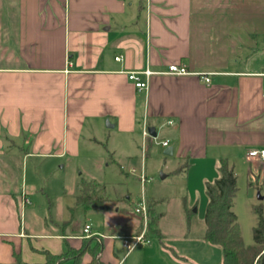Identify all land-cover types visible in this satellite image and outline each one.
<instances>
[{"label": "crops", "instance_id": "0c3cea01", "mask_svg": "<svg viewBox=\"0 0 264 264\" xmlns=\"http://www.w3.org/2000/svg\"><path fill=\"white\" fill-rule=\"evenodd\" d=\"M0 61V263L42 264L45 250L62 253L83 237L85 222L68 233L21 230L27 195L6 184L16 169L20 183L24 158L104 147L112 160L143 164L152 145L142 151L143 121L169 134L160 138L171 154L205 168L204 184L225 160L256 192L258 174L264 195V165L246 155L264 146V0H0ZM170 63L209 72V81L160 73ZM145 68L153 73L137 90L127 72ZM130 220L116 238L91 226L103 263L188 262L162 242L165 259L154 244L126 250L121 236L138 231L139 217ZM90 259L85 252L79 264Z\"/></svg>", "mask_w": 264, "mask_h": 264}, {"label": "rangeland", "instance_id": "374dc122", "mask_svg": "<svg viewBox=\"0 0 264 264\" xmlns=\"http://www.w3.org/2000/svg\"><path fill=\"white\" fill-rule=\"evenodd\" d=\"M163 135L169 134L158 128L157 138ZM163 150L152 142L150 155L143 164L138 159L112 160L110 151L104 147L59 160L44 156L24 158L20 167V183H17L16 169L11 172L6 184L13 186V190L25 191L29 200L20 212L21 230L60 234L63 230L66 233L74 228L80 230L85 222L93 229L103 227L104 233L111 232V236L116 238L118 236L115 234L127 231L125 228L131 225L130 219L136 214V203L145 198L147 211L145 216L137 214V232L145 230L148 242L141 244L157 246L161 250L157 255L163 259L169 253L161 246L162 243L172 245L177 253L185 255L188 262L184 264H221L220 246L202 239L207 195L200 177L205 168L195 165L188 158H179L174 153L164 154ZM142 171L147 176L143 182L140 181ZM236 172L237 191L232 209L244 245H251L252 227L256 223L253 208L259 202L264 204V199L256 198L257 192L248 186L246 175L241 169L237 167ZM82 179H93L104 187L105 197L99 208L75 204V195ZM148 199H153L155 213L152 211L153 203ZM155 226L161 233L160 237ZM94 236L102 234L95 233ZM125 236L128 235L121 237ZM88 238H79V244ZM115 248L121 256L120 244L115 242ZM96 250L97 247L94 254ZM69 254L67 252L64 256ZM132 258L131 255L127 262Z\"/></svg>", "mask_w": 264, "mask_h": 264}, {"label": "trees", "instance_id": "16d2710c", "mask_svg": "<svg viewBox=\"0 0 264 264\" xmlns=\"http://www.w3.org/2000/svg\"><path fill=\"white\" fill-rule=\"evenodd\" d=\"M218 171L219 174L213 181L205 183L207 202L203 215L202 238L220 246L221 264H264V204L259 202L253 208L256 214V223L252 227L253 244L244 245L237 217L232 209L237 191L236 174L225 160H221ZM257 178L258 174L255 181L257 189L262 192L263 182L257 183ZM104 197L105 190L102 185L93 179H82L75 195V204L85 207L101 205ZM96 247V244L90 246L88 238L82 240L76 248L67 245L66 250L59 254L45 250L46 260L42 264H79L81 256L87 251L91 255L89 264H106L95 257ZM67 252L70 253L69 256H64ZM16 264H23L18 257Z\"/></svg>", "mask_w": 264, "mask_h": 264}, {"label": "built area", "instance_id": "2783aa9c", "mask_svg": "<svg viewBox=\"0 0 264 264\" xmlns=\"http://www.w3.org/2000/svg\"><path fill=\"white\" fill-rule=\"evenodd\" d=\"M115 59H120V56H115ZM153 73L152 70H149L148 68H145L143 70L139 71H128L127 72V78L132 82L133 86L137 90H143L147 88V80L148 77ZM160 73H166V74H173V75H181V74H198L201 76V78L205 81H209V72H194L190 71L184 66L183 64L178 63H170L168 64L165 71H161ZM143 76V77H142ZM166 124H170L172 120H166L164 121ZM141 146L142 151L144 152L147 147L148 142H154L157 144H160L163 147H166L169 143L168 139L166 138H160L158 139L156 134L152 136L148 130V126L143 121L142 129H141ZM246 155L248 157H256L258 160L264 165V146L259 148H251L247 150ZM134 170V169H131ZM146 173L141 172L140 174V181L143 182L146 178ZM28 197L24 196L22 193L21 195V203L25 204L28 203ZM147 211V202L145 198H141L134 207V212L136 214H143L145 216ZM91 225L88 223H85L82 228L83 236H90L91 234H95L96 232H93L91 230ZM122 245L125 247L126 250L132 249L134 246L141 244L143 242L147 243L148 239L146 238V232L145 230H141L137 233L125 236L121 238Z\"/></svg>", "mask_w": 264, "mask_h": 264}, {"label": "water", "instance_id": "95a60500", "mask_svg": "<svg viewBox=\"0 0 264 264\" xmlns=\"http://www.w3.org/2000/svg\"><path fill=\"white\" fill-rule=\"evenodd\" d=\"M148 130H149V132H150V134H151L152 136L155 135V129H154V127L150 126V127H148ZM171 151H172V147H171V146H167V147L164 148L163 153H164V154H171ZM162 176H163V174H162ZM257 196H258V198H259L260 200H262V199L264 198V195H263V194H260V193H259V190L257 191ZM92 207H93V208H99L100 205H95V204H94V205H92Z\"/></svg>", "mask_w": 264, "mask_h": 264}]
</instances>
